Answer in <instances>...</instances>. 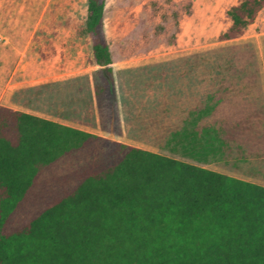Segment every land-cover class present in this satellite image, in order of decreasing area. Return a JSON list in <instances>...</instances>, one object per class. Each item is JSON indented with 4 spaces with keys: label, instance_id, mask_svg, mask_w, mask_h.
Instances as JSON below:
<instances>
[{
    "label": "trees",
    "instance_id": "obj_1",
    "mask_svg": "<svg viewBox=\"0 0 264 264\" xmlns=\"http://www.w3.org/2000/svg\"><path fill=\"white\" fill-rule=\"evenodd\" d=\"M104 4L87 0L82 34L105 68L100 129L120 136ZM263 9L232 6L218 40L243 36ZM213 53L231 72L253 58ZM0 264H264V186L0 107Z\"/></svg>",
    "mask_w": 264,
    "mask_h": 264
},
{
    "label": "rangeland",
    "instance_id": "obj_2",
    "mask_svg": "<svg viewBox=\"0 0 264 264\" xmlns=\"http://www.w3.org/2000/svg\"><path fill=\"white\" fill-rule=\"evenodd\" d=\"M240 1L105 0L103 30L119 103L155 101V95L184 86L200 95L201 71L214 76L220 68L213 52L236 47L253 53L240 80L254 81L260 92L257 105L264 108V9L243 36L218 40L230 25L229 9ZM86 6L87 0H0V81L3 73L19 69L36 71L56 87L68 83L82 90L85 82L88 90L95 89L102 75L90 63L91 45L82 34ZM183 71L189 72L186 78H180ZM207 168L264 186V149L262 155H250L233 147L227 161Z\"/></svg>",
    "mask_w": 264,
    "mask_h": 264
},
{
    "label": "crops",
    "instance_id": "obj_3",
    "mask_svg": "<svg viewBox=\"0 0 264 264\" xmlns=\"http://www.w3.org/2000/svg\"><path fill=\"white\" fill-rule=\"evenodd\" d=\"M193 62L197 65L199 57L195 56ZM95 67L101 72V82L105 68ZM109 68L119 111L120 136L101 131L96 87L88 90L85 82L81 84L82 90L68 83L56 87L52 79L38 76L36 71L15 69L1 75L0 107L208 170L210 164L227 161L233 147L238 152L262 155L264 108L257 105L260 92L254 81L240 80L246 77V72L216 70L214 76H209L210 71H201L198 78L204 87L200 95L195 87L184 86L173 94L155 95V101L129 100L120 104L112 77V59ZM187 72L183 71L180 78H186ZM72 88L73 98L69 97ZM40 102H46L45 108H39ZM249 125L257 128L248 131Z\"/></svg>",
    "mask_w": 264,
    "mask_h": 264
}]
</instances>
